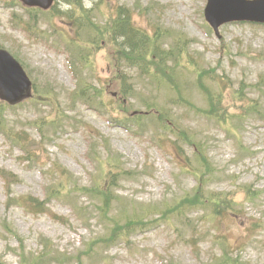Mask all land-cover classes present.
I'll return each mask as SVG.
<instances>
[{
	"label": "rangeland",
	"instance_id": "obj_1",
	"mask_svg": "<svg viewBox=\"0 0 264 264\" xmlns=\"http://www.w3.org/2000/svg\"><path fill=\"white\" fill-rule=\"evenodd\" d=\"M206 2L83 0L76 27L65 0L56 15L0 0V46L33 83L0 99V264H264V25L219 39ZM125 9L165 65L120 58ZM30 196L46 211L23 208Z\"/></svg>",
	"mask_w": 264,
	"mask_h": 264
},
{
	"label": "water",
	"instance_id": "obj_2",
	"mask_svg": "<svg viewBox=\"0 0 264 264\" xmlns=\"http://www.w3.org/2000/svg\"><path fill=\"white\" fill-rule=\"evenodd\" d=\"M28 5L49 8L53 0H23ZM207 20L218 28L231 20L252 19L264 22V0H209L205 10ZM31 81L21 64L6 50L0 49V93L15 102L21 92L29 88Z\"/></svg>",
	"mask_w": 264,
	"mask_h": 264
},
{
	"label": "trees",
	"instance_id": "obj_3",
	"mask_svg": "<svg viewBox=\"0 0 264 264\" xmlns=\"http://www.w3.org/2000/svg\"><path fill=\"white\" fill-rule=\"evenodd\" d=\"M113 40L121 39L118 42L120 46V52L130 60V63L145 68V57L150 48V42H152V36L146 31L137 27L131 17V14L127 9L122 10L115 24L113 25ZM169 55L165 54V58ZM31 263L26 264H40L38 258H32ZM222 264H241L236 259H230L225 257L222 259Z\"/></svg>",
	"mask_w": 264,
	"mask_h": 264
}]
</instances>
